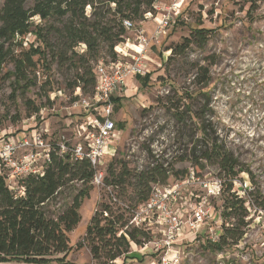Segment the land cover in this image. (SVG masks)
<instances>
[{"label": "rangeland", "instance_id": "374dc122", "mask_svg": "<svg viewBox=\"0 0 264 264\" xmlns=\"http://www.w3.org/2000/svg\"><path fill=\"white\" fill-rule=\"evenodd\" d=\"M2 5L0 0V10ZM31 6L30 2L28 7ZM111 7L115 9V5ZM154 8L155 12L146 14L143 21H134V29L126 30L124 42L114 48L122 61L133 60L124 57V53L139 57L145 73L142 80L141 77L127 79L124 91L116 96L119 101L113 118L117 127L101 168L105 180H111L112 164L118 173V163L124 162L135 173L163 164L174 173L195 172L201 180L224 184L225 175L216 165L199 170L189 161H181L182 156L191 153L201 139L202 127H206V132L238 159L240 167L250 172L234 179L235 193L231 192L248 202L245 236L237 245L217 250L213 240L218 242L223 228L238 222L224 217L229 193L209 195L201 187L193 186L192 197L186 192L178 204L182 217L186 220L188 216L184 207L187 200L198 204L205 199L209 219L196 237L180 241L171 252H157L151 244L132 243L130 252L135 258L120 257L107 262L104 258L94 259L91 247L84 243L80 250L74 248L66 257H59L66 264H264V0L257 3L253 19L248 16L249 5L244 0H157ZM86 15H93L90 7L86 8ZM164 16L171 19V24L159 31L158 19ZM30 22L32 32L24 40V47L33 45L46 51L55 92L50 95V101L42 95L40 86L46 78L40 76L37 87L29 90L14 79L5 81L0 89V141L34 127L48 130V136L55 140L60 136L72 139L73 130L87 115L83 108L73 106L74 98H88L92 92L90 85L88 93H84L83 85L77 84L82 65L95 70L99 63L112 61L110 50L105 46L93 59L87 55L86 45L79 44L70 50L71 42L56 36L55 28H62L61 23L43 21L39 16L32 17ZM41 29L49 42L47 46L38 38ZM201 29L211 30L204 45L192 39L195 44L186 49L179 47L192 38L194 30ZM139 31L149 40L142 54L133 47H139ZM7 71H13L11 64L7 65ZM34 107H40V112L32 117ZM181 115L187 116L185 122H179ZM185 177L172 176L168 184ZM104 184L93 185L90 198L82 204L81 223L70 233L74 246L83 241L85 228L95 212L107 206L113 212L118 209L123 212L125 203L120 198V203L111 202L108 196L112 189ZM80 187L79 182L69 185L71 190L51 204L49 212H61ZM130 192L128 188L127 196ZM118 193L114 190V194ZM124 197L122 200L129 205ZM103 216L107 217L108 213ZM154 231L151 242L159 237L158 231Z\"/></svg>", "mask_w": 264, "mask_h": 264}, {"label": "trees", "instance_id": "16d2710c", "mask_svg": "<svg viewBox=\"0 0 264 264\" xmlns=\"http://www.w3.org/2000/svg\"><path fill=\"white\" fill-rule=\"evenodd\" d=\"M0 10V89L5 81L14 79L16 84H24L26 90L37 87L39 76L44 79L40 86L42 95L50 101V95L55 92L51 79V63L46 51L41 47L30 45L24 47V40L32 32L30 19L39 16L41 20H53L62 24L55 28L56 36L71 42L70 50L79 44L87 47V55L93 59L108 46L111 60L116 61L118 55L114 48L123 43L127 35L124 20L143 21L148 13H154L157 0H2ZM249 5L248 16L253 19L257 3L262 0H244ZM31 2L32 6L28 7ZM115 5V9H112ZM90 7L93 15H86ZM99 10V15L97 14ZM54 26H50L52 29ZM41 29L38 38L44 46L48 41ZM191 39L179 47L188 48L196 42L204 45L211 30H194ZM192 39H195L194 42ZM60 57V55H59ZM13 66V71L5 72L7 65ZM141 77V78H140ZM137 78L143 79L142 76ZM147 78H149L147 76ZM84 93L87 86L92 87L91 95L96 86L95 70L82 65V74L78 78ZM79 88V85H76ZM187 98H190L188 96ZM78 96L74 98L77 100ZM114 101L118 103L116 97ZM190 110H187L189 112ZM40 112V107H34L33 115ZM187 116L181 115L179 122H185ZM202 136L190 154L182 156L181 161H189L196 169L203 170L206 165H216L225 175L223 192H228L224 203V217L234 219L232 227L223 228L219 241L213 246L217 250L237 245L245 236L243 230L248 226L247 200L233 192V182L241 173H248L240 167V163L218 139L206 132L202 127ZM118 173L112 164L109 168L111 180L104 182L112 191V197L123 201L125 207L113 212L107 206L101 212H95L90 223L85 228L83 241L73 245V234L82 216L80 210L85 200L90 198L93 190L92 180L94 169L86 161H72L68 156L52 154V163L43 175H29L23 183L22 192L11 189L5 177L0 176V264L26 263L51 264L64 263V258L74 248L80 250L85 245L91 247L94 259L104 258L114 262L120 257L133 259L131 244L144 245L151 239V234L141 229L128 226L130 213L143 203L149 201L153 185H167L170 177L186 176V171L173 172L163 164H155L139 173L132 172L126 163L119 162ZM194 174L197 176L194 172ZM107 181V182H106ZM81 183L79 189L73 190L71 201L57 214L49 212L48 207L57 202L58 198L69 192V185ZM173 184V183H171ZM128 188L131 189L127 196ZM118 190V195L114 194ZM235 193V192H233ZM125 196V197H124ZM121 197L127 198L129 205ZM120 198V199H119ZM251 204V203H250ZM108 213V216H103ZM132 228L131 230H128ZM96 243L98 246H96Z\"/></svg>", "mask_w": 264, "mask_h": 264}, {"label": "built area", "instance_id": "2783aa9c", "mask_svg": "<svg viewBox=\"0 0 264 264\" xmlns=\"http://www.w3.org/2000/svg\"><path fill=\"white\" fill-rule=\"evenodd\" d=\"M158 23L159 31H163L170 26L171 19L164 16L158 19ZM123 24L126 30L134 29V23L130 20H124ZM137 41L141 49L138 53L142 54L146 51L149 40L139 31ZM123 55L133 60L122 61L118 55L116 61L99 63L95 68L94 93L88 98L80 96L75 100L73 106L83 108L87 113L85 121L88 120L85 127L83 121L73 130L72 139L60 136L55 140L48 136V130L34 127L11 134L0 141V176L6 178L11 189L21 193L24 180L29 175H43L52 163L53 153L66 155L72 161L88 162L95 172L92 185H105V175L101 168L105 164V150L117 127L113 118L116 106L114 98L124 91L127 79L145 73L144 64L139 57L128 53ZM78 90L80 91L79 88ZM193 186L201 187L209 195L219 194L223 189V184L219 182L201 180L190 173L173 184L155 185L149 201L131 211L128 226L150 234L156 233L155 229L158 231L159 237L144 246L151 244L157 252H171L185 230L195 235L200 232L209 219V212L205 208L206 200H201L198 204H193L192 199L187 200L184 204L188 211L186 220L178 207L186 192L192 197L190 190ZM111 197L112 202L117 203L115 196ZM213 241L216 243V240Z\"/></svg>", "mask_w": 264, "mask_h": 264}, {"label": "crops", "instance_id": "0c3cea01", "mask_svg": "<svg viewBox=\"0 0 264 264\" xmlns=\"http://www.w3.org/2000/svg\"><path fill=\"white\" fill-rule=\"evenodd\" d=\"M200 233V232H199ZM197 235V234H196ZM195 234H192L190 232H188L187 230L184 231V233L179 237L177 243H179L180 241H187L188 239H193L194 237H196ZM176 243V244H177Z\"/></svg>", "mask_w": 264, "mask_h": 264}, {"label": "bare ground", "instance_id": "6f19581e", "mask_svg": "<svg viewBox=\"0 0 264 264\" xmlns=\"http://www.w3.org/2000/svg\"><path fill=\"white\" fill-rule=\"evenodd\" d=\"M133 47H134L135 49H138V48L140 49V47H136V46H133ZM140 51H141V49H140ZM140 51H139V52H140ZM137 52H138V51H137Z\"/></svg>", "mask_w": 264, "mask_h": 264}]
</instances>
